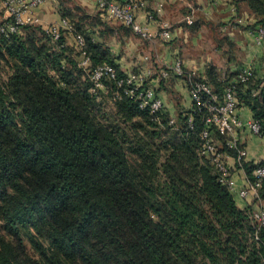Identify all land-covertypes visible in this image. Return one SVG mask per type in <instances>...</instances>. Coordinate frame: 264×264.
<instances>
[{"label":"trees","instance_id":"1","mask_svg":"<svg viewBox=\"0 0 264 264\" xmlns=\"http://www.w3.org/2000/svg\"><path fill=\"white\" fill-rule=\"evenodd\" d=\"M239 1L238 13L256 19L248 26H264V0ZM74 10L62 16L84 36L88 68L64 31L54 40L27 23L0 36V222L10 234L0 232V264H264V225L202 152L208 109L192 103L172 123L166 109L156 118L142 108L109 46L87 30L93 17ZM103 64L116 78L97 88L91 70ZM240 71L223 77L211 65L196 79L220 95L232 86L264 134V78L253 69L241 81ZM211 131L219 151L238 156L241 145ZM242 165L253 179L257 165Z\"/></svg>","mask_w":264,"mask_h":264},{"label":"crops","instance_id":"2","mask_svg":"<svg viewBox=\"0 0 264 264\" xmlns=\"http://www.w3.org/2000/svg\"><path fill=\"white\" fill-rule=\"evenodd\" d=\"M29 2L30 0H24ZM239 0H147L145 9L138 13L139 21L148 25L152 38L147 39L136 33L131 27L120 21L112 20L97 6V0H44L41 5L29 10L25 16L32 15L38 19L43 28L63 18L65 9L77 14L83 9L92 16L95 22L87 26L94 33V38L105 43L115 56L116 64L128 72L150 71L149 83L164 100L165 109L170 117L175 118L181 109L192 107L188 82L185 78L172 76L163 78L160 75L162 66L181 58L187 69L196 70L205 76L207 69L214 65L223 77L230 76L243 67H252L264 78L263 57L264 40L259 42L257 27L248 26L251 22L245 15L237 11ZM162 10L157 12L158 8ZM64 9V10H63ZM154 11L159 20H167L173 24L174 34L170 41H163L159 35V22H148L146 12ZM193 17V23H187V17ZM238 17H244L245 23H238ZM66 42L75 45L72 33H65ZM161 40L163 42H161ZM233 42L234 46L230 45ZM210 48V49H209ZM234 49L238 63L229 58ZM128 54V59L124 58ZM149 56V60L145 57ZM245 125L237 129L234 136L236 142L246 150L243 160L254 165L264 161V137L252 132L248 122L254 119L252 109L247 105L238 108L237 113ZM237 187L241 188L247 180V172L236 156L229 154L227 158ZM239 206L258 208L254 197L242 198L236 195Z\"/></svg>","mask_w":264,"mask_h":264},{"label":"built area","instance_id":"3","mask_svg":"<svg viewBox=\"0 0 264 264\" xmlns=\"http://www.w3.org/2000/svg\"><path fill=\"white\" fill-rule=\"evenodd\" d=\"M44 0H0V36L9 35L18 32L21 25L27 23H37L38 19L32 15L25 14L41 5ZM147 0H97L98 8L112 20L120 21L123 24L131 27L136 33L142 37L151 39L152 32L148 25L139 21L138 13L145 9ZM162 10L158 8L157 12ZM154 11H147L148 22H159V35L163 41L173 39L174 28L173 24L167 20H159L158 14ZM187 23H193V17H187ZM238 23H245L244 17H238ZM47 32L58 40L62 32L72 33L75 37V45L81 51L80 65L88 68L91 65V58L85 49V38L82 34L76 33L73 25L66 18H62L56 23L50 24L45 28ZM257 33L259 42L264 40V26H259L254 29ZM149 60V56L145 57ZM264 70V65H263ZM150 71H135L126 73L127 77L121 79V85H125V92L135 97L142 108H148L150 112L158 118L159 114L165 110L164 100L158 95L156 89L149 83ZM163 78H178L188 77L189 94L194 103L199 108H207L206 127L202 132V152L213 160L221 173V180L227 182L229 188L236 195L242 198L254 197L258 202V208L253 211V218L260 225H264V200L260 198L259 188L264 179V161L259 163L253 172V179L247 176L244 186L237 187L236 181L233 178L232 168L227 160L229 154L219 151L217 143L212 135L211 127L216 126L220 133L228 136V144L231 147H236L237 142L234 138L237 129L245 125V122L238 117V100L232 86L226 87L223 95L214 91L212 86L204 81L196 79L198 71L187 69L183 60L177 58L173 63L165 65L160 71ZM253 75L252 67H243L239 72L238 78L241 81H247ZM91 76L97 88H104L103 78L108 76L116 78V68L110 64L99 65L91 70ZM186 79V78H185ZM174 122V118L171 119ZM192 122V118H190ZM248 125L253 133L264 137L261 130V124L253 119L248 122ZM246 155V150L240 148L236 157L240 164Z\"/></svg>","mask_w":264,"mask_h":264},{"label":"rangeland","instance_id":"4","mask_svg":"<svg viewBox=\"0 0 264 264\" xmlns=\"http://www.w3.org/2000/svg\"><path fill=\"white\" fill-rule=\"evenodd\" d=\"M241 12L247 17L248 21L251 22V15H250L248 9H246V7L241 8ZM251 23H255V22H251ZM161 42H163V41L161 40ZM234 54H235V52H234ZM126 59H128V54L127 53H126V56L124 58V61ZM5 226L6 225H5L4 222H0V232H1V234H4L7 237H10V234L7 232V229H6ZM21 231H22V235H23V239H24V244H25L27 250L31 254L35 255L36 251H35L34 247L32 246V244H31V242H30V240L28 238V229L26 227H24V226H21Z\"/></svg>","mask_w":264,"mask_h":264}]
</instances>
